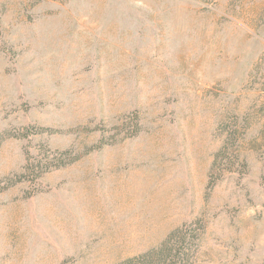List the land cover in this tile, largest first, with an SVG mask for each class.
Here are the masks:
<instances>
[{
	"label": "rangeland",
	"instance_id": "rangeland-1",
	"mask_svg": "<svg viewBox=\"0 0 264 264\" xmlns=\"http://www.w3.org/2000/svg\"><path fill=\"white\" fill-rule=\"evenodd\" d=\"M183 227L192 264H264V0H0V264Z\"/></svg>",
	"mask_w": 264,
	"mask_h": 264
},
{
	"label": "trees",
	"instance_id": "trees-1",
	"mask_svg": "<svg viewBox=\"0 0 264 264\" xmlns=\"http://www.w3.org/2000/svg\"><path fill=\"white\" fill-rule=\"evenodd\" d=\"M188 231L187 227L176 230L158 248L120 264H192V240L191 236L187 239Z\"/></svg>",
	"mask_w": 264,
	"mask_h": 264
}]
</instances>
